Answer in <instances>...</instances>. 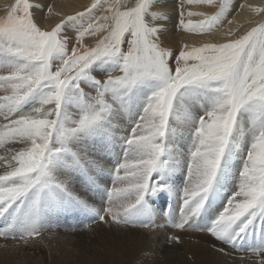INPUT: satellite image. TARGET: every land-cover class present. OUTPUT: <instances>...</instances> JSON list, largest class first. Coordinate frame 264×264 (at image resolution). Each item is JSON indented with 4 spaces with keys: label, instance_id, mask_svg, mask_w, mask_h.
I'll return each instance as SVG.
<instances>
[{
    "label": "snow or ice",
    "instance_id": "6c2138e0",
    "mask_svg": "<svg viewBox=\"0 0 264 264\" xmlns=\"http://www.w3.org/2000/svg\"><path fill=\"white\" fill-rule=\"evenodd\" d=\"M185 4L217 0H184L179 30L211 36L227 25L230 38L174 53L157 0H92L55 13L51 27L35 19L39 3L8 6L0 17V238L43 243L62 218H79L89 232L170 226L207 232L264 264V21L237 35L232 0L212 14ZM166 197L178 198V218L171 204L165 211ZM157 199L167 225L156 223Z\"/></svg>",
    "mask_w": 264,
    "mask_h": 264
},
{
    "label": "rangeland",
    "instance_id": "374dc122",
    "mask_svg": "<svg viewBox=\"0 0 264 264\" xmlns=\"http://www.w3.org/2000/svg\"><path fill=\"white\" fill-rule=\"evenodd\" d=\"M180 1L184 3V0ZM165 2L174 4L171 1ZM176 3L180 4L179 1ZM8 6H10L8 2L0 0L2 16L6 14ZM46 11L47 8L45 13L40 9L34 10L38 23L41 22V16H47ZM172 49L174 53L179 51V47ZM2 94L0 92V95ZM0 154H3L2 151ZM177 182H179L178 178ZM166 201L167 205H165ZM92 202L99 206V201L95 197ZM169 204L174 210L175 217L178 218V198L166 197L163 202L165 211ZM153 207L158 213L156 223L167 225L168 217L160 214L159 211L161 205L155 201ZM78 221L79 218L77 220L62 218L53 221V228L45 233L46 238L43 243L33 242L22 245L0 238V264H260L261 257L250 256L242 260L241 253L232 250L230 246L216 240L207 232L194 229L181 231L165 226L149 233L143 229H123L119 226L103 224L94 225L93 230L89 232L84 230ZM73 228L76 230L74 231ZM160 234L164 235L166 240H161ZM173 234L180 236L179 243L167 239ZM206 237L224 251L220 253L210 247ZM229 251L232 254L224 255Z\"/></svg>",
    "mask_w": 264,
    "mask_h": 264
},
{
    "label": "bare ground",
    "instance_id": "6f19581e",
    "mask_svg": "<svg viewBox=\"0 0 264 264\" xmlns=\"http://www.w3.org/2000/svg\"><path fill=\"white\" fill-rule=\"evenodd\" d=\"M3 1L8 2L10 5L14 3V0H3ZM165 1H171L174 4L167 3ZM177 1H179L180 4L178 3L175 4V2ZM32 2L40 3L43 6V8L41 7L42 9L40 8V10L44 13L49 5L53 7V14L51 15L47 14L46 17L41 16L40 18L41 21L40 24H42L43 26L51 27L54 26V24L57 23L60 18L55 13L72 14L74 12L81 11L83 10L84 7L88 6L92 2V0H32ZM181 4L182 1L180 0H157V8L153 9V10L164 11L168 14L169 17L167 21L168 31L162 37L166 46L179 47L180 49L183 43L199 45L201 42L206 40H211L212 42H222L230 38L225 36V32L228 27L227 25L224 28H221L215 33H213L211 36L188 34L183 32L182 30H179L178 21L180 19L179 12H180ZM241 5H244V7H241ZM248 5L264 7V0H232V10L227 18L230 20H234L233 27H235L236 25L241 26L240 31L236 33L237 35L242 34L251 26H254L255 23L264 21V13H256L255 11L250 9ZM218 6H219V0H217L216 7H210L205 5L188 6L185 4V10L191 7V10L193 11L212 14L217 10ZM2 13L3 12L0 11V17H2L3 15ZM193 18L198 19L199 17H193ZM156 201L158 202V205H161L162 202L159 199H157ZM160 239L166 240L164 235H161ZM207 240L210 247H212L214 250H217L220 253L222 252L220 251V248H218L209 238H207ZM230 253L231 252L229 251L227 252V254L224 253V255L229 256Z\"/></svg>",
    "mask_w": 264,
    "mask_h": 264
}]
</instances>
